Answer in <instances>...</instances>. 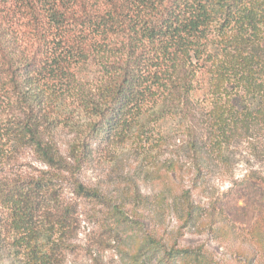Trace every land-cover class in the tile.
I'll return each mask as SVG.
<instances>
[{"label":"trees","instance_id":"trees-1","mask_svg":"<svg viewBox=\"0 0 264 264\" xmlns=\"http://www.w3.org/2000/svg\"><path fill=\"white\" fill-rule=\"evenodd\" d=\"M1 4L0 264H63L79 199L104 204L80 179L96 144L157 145L154 131L173 121L202 163L226 161L240 141L264 149V0Z\"/></svg>","mask_w":264,"mask_h":264},{"label":"rangeland","instance_id":"rangeland-1","mask_svg":"<svg viewBox=\"0 0 264 264\" xmlns=\"http://www.w3.org/2000/svg\"><path fill=\"white\" fill-rule=\"evenodd\" d=\"M203 111L194 116L200 133ZM185 130L170 121L154 131L164 136L157 145H94L80 179L104 193V204L79 199L63 264H264V149L240 141L226 161L202 163ZM56 138L68 156L72 134L60 129ZM29 162L41 166L25 152ZM185 248L193 255L173 257Z\"/></svg>","mask_w":264,"mask_h":264}]
</instances>
